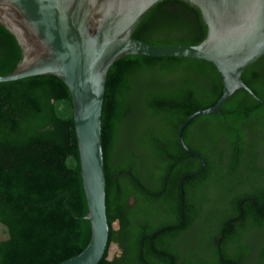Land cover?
I'll use <instances>...</instances> for the list:
<instances>
[{
    "label": "trees",
    "instance_id": "1",
    "mask_svg": "<svg viewBox=\"0 0 264 264\" xmlns=\"http://www.w3.org/2000/svg\"><path fill=\"white\" fill-rule=\"evenodd\" d=\"M132 36L155 45L198 44L207 25L190 2L163 0ZM22 56L16 36L0 23V75L11 73ZM242 78L264 100V54ZM222 93L221 73L199 58L128 55L111 66L102 110L110 231L98 264H264V206L247 205L234 231H199L182 239L180 178L202 163L182 147L178 130ZM183 139L206 164L184 182V195H212L220 223L229 213L241 218L244 197L264 195V104L245 89H237L220 112L191 120ZM172 166L176 200L167 201L165 220L179 226L155 234L144 189H163ZM130 194L140 207L134 216L122 213ZM88 212L66 83L51 74L0 82V224L8 234L0 235V264H58L77 255L92 236ZM118 219L121 230L113 226ZM113 242L121 253L109 259Z\"/></svg>",
    "mask_w": 264,
    "mask_h": 264
},
{
    "label": "water",
    "instance_id": "2",
    "mask_svg": "<svg viewBox=\"0 0 264 264\" xmlns=\"http://www.w3.org/2000/svg\"><path fill=\"white\" fill-rule=\"evenodd\" d=\"M163 0H0V23L19 41L23 56L0 82L34 75H56L68 86L73 103L81 173L92 225L88 245L58 264H98L108 247L110 225L102 145V113L108 72L128 55L192 57L213 63L222 76L217 102L188 116L180 125L181 145L205 165L183 139L187 124L220 112L239 88L264 100L244 82L243 71L264 54V0H186L198 7L207 36L198 44L155 45L134 38L147 13ZM117 228L118 222H114ZM118 251L116 242L111 243ZM113 259L114 256H108Z\"/></svg>",
    "mask_w": 264,
    "mask_h": 264
},
{
    "label": "flooded vegetation",
    "instance_id": "3",
    "mask_svg": "<svg viewBox=\"0 0 264 264\" xmlns=\"http://www.w3.org/2000/svg\"><path fill=\"white\" fill-rule=\"evenodd\" d=\"M205 167L206 164L204 165V167L202 164L200 170L195 172L184 173L180 178L181 196L179 197V202H180L179 206L181 207L182 218H183V221L181 222L180 226H182V229H184V235L182 237L184 241H187L188 239H192V237H194V235L199 231L212 232L215 229H218L223 233L234 231L238 223L241 220L245 219L243 212L245 207H247V205L252 204L257 209L258 208L260 209L264 206V195L246 196L244 197L243 200L239 202L238 205L239 210L242 211L241 218L236 217L235 215L229 213L227 218L222 223H220L218 220L217 212H215L216 204L212 195L210 194L206 196L188 195V197H185L184 195V190H183L184 182H188L189 179H193L196 176L200 175L205 170ZM173 175H174V167L172 166L168 170L167 177H165V185L163 189L158 190L159 188L155 186H152L149 190L146 188L144 189L145 192H148L149 196L151 197V199L148 200L150 202L149 205H151L154 208V210L151 211L152 214L149 223L154 228L155 227L157 228L154 230L155 234L163 232L164 230H169L170 228H177L179 226L177 224L172 225L165 220L166 216H168L169 214V207H170L169 206L170 204H167V201L171 202L173 200H176L175 196L170 193V187H171V181L173 179L172 178ZM201 184L202 185L206 184V187L207 188L209 187L208 182L202 181ZM139 208L140 207H138V197L134 194H130L127 198L126 206L122 210V213H124L123 211L126 210L129 213V216H134L139 211ZM121 216L124 217L123 214ZM116 222H118V226L116 229L121 230L123 227L122 220L118 219L116 220ZM216 242H217V238L214 237L213 243ZM120 253H121V249L118 252V254Z\"/></svg>",
    "mask_w": 264,
    "mask_h": 264
},
{
    "label": "rangeland",
    "instance_id": "4",
    "mask_svg": "<svg viewBox=\"0 0 264 264\" xmlns=\"http://www.w3.org/2000/svg\"><path fill=\"white\" fill-rule=\"evenodd\" d=\"M0 235H1V238L4 239L8 236L7 234V229L4 225L0 224ZM119 251L112 245L111 248H110V253L109 255L110 256H115Z\"/></svg>",
    "mask_w": 264,
    "mask_h": 264
}]
</instances>
